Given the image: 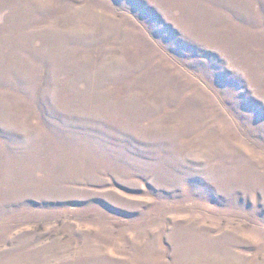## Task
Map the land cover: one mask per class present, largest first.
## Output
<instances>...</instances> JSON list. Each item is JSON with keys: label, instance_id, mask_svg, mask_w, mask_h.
I'll return each instance as SVG.
<instances>
[{"label": "rangeland", "instance_id": "374dc122", "mask_svg": "<svg viewBox=\"0 0 264 264\" xmlns=\"http://www.w3.org/2000/svg\"><path fill=\"white\" fill-rule=\"evenodd\" d=\"M0 264H264V0H0Z\"/></svg>", "mask_w": 264, "mask_h": 264}]
</instances>
